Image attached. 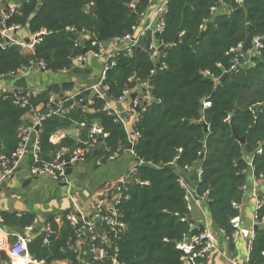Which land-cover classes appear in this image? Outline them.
Listing matches in <instances>:
<instances>
[{
    "label": "trees",
    "instance_id": "16d2710c",
    "mask_svg": "<svg viewBox=\"0 0 264 264\" xmlns=\"http://www.w3.org/2000/svg\"><path fill=\"white\" fill-rule=\"evenodd\" d=\"M91 1L90 13L84 12L83 0H41L39 9L36 0L23 3L7 25H20L31 35L45 30L47 35L32 52L17 46L0 50V74L16 72L31 61L44 62L51 73L77 70L73 59L84 55L93 40L105 43L130 34L150 2ZM212 7L216 13L211 12ZM223 8L229 12L218 13ZM163 18L164 30L158 40L164 51L157 62L148 55L152 38L147 33L131 56L118 54L115 67L104 80L108 86L106 99L119 98L126 90L137 92L142 84H148L152 101L134 125L139 136L132 151L142 164L135 166L127 198L118 206L125 229L117 239L111 237L110 246H105L107 258L92 264H112L113 257L118 264H182L185 254L179 244L188 233L196 231L190 230L189 220L181 221L189 217L190 211L178 178L186 176L198 196L205 197L210 222L227 237L233 232L232 220L239 216L233 204L242 202L248 161L254 177L264 178V0H167ZM247 24L252 25L253 38H262L260 56L253 58L254 66L234 70L222 78V71L231 67L232 56L226 52L244 43ZM81 31L90 33L89 41L76 47L74 42ZM218 63L222 69L216 67ZM206 71L212 78L204 75ZM65 90H70L66 84L49 85L31 103H47L50 93L60 95ZM81 97L84 103L69 114L72 121L53 117L43 123L42 160L49 162L57 151L78 146L94 123L107 137L86 160L107 163L109 155L129 148L123 124L103 111L106 100L92 98L91 105L89 93ZM202 100L208 106H203ZM23 116L24 111L11 100L0 98V153L10 155L15 150ZM75 122L85 123L78 139L66 135L58 143L50 141L58 130L75 128ZM233 129L244 139L243 144L234 137ZM192 169L201 170L200 177L189 174ZM260 194L264 199V190ZM64 215L57 237L48 247L42 245L41 235L28 244L36 260L79 264L77 254L68 247L75 238ZM257 217L263 223L256 225L248 264H264V204L257 210ZM35 218L32 212H0V225L10 231L8 244L16 242L11 235L15 228L23 231ZM45 222L57 229L53 216ZM98 228L108 231L103 224ZM0 264H10L4 251H0Z\"/></svg>",
    "mask_w": 264,
    "mask_h": 264
},
{
    "label": "built area",
    "instance_id": "2783aa9c",
    "mask_svg": "<svg viewBox=\"0 0 264 264\" xmlns=\"http://www.w3.org/2000/svg\"><path fill=\"white\" fill-rule=\"evenodd\" d=\"M85 7L84 12L90 13L93 6L91 0H83ZM4 2V0H0ZM133 8V4L130 5ZM18 11V7L7 8L4 13H0V50L6 49L8 46H17L21 50H33L34 46L39 44L43 37L47 35L45 30H41L38 33L32 35L28 42L24 40L17 39L13 34L22 30L20 25L8 26L7 22L10 20L14 14ZM217 9L215 7L211 8L212 13H216ZM167 12V0H164L161 6L153 15L151 21L142 27L138 24L132 27V32L122 38H115L112 41L120 44L118 50L110 52L105 50L103 43L93 40L91 42V48L84 54L76 56L73 59V64L79 67L82 63H85L87 57L91 58H103V65L98 76V79L91 85L82 88L81 90L75 92L72 90H65L62 94L57 95L55 93L49 94V99L47 103L32 104L31 100L34 99L39 92L32 89L29 84L26 89L15 87L14 85L8 87H0V98L11 100L12 104L22 111H24L23 125L19 129L18 133V144L15 150L10 155H5L0 153V190L1 184L12 178L16 170L26 161L28 163L29 173L32 176L37 177H47L53 182H62L66 178L67 164L70 167H74L77 164L86 160V158L95 150H97L103 143L107 134L104 132L102 127L97 123H94L86 138L79 141V145L74 148H63L57 151L53 158L46 162L41 158V146H40V135L42 132L43 123L50 118L59 117L60 119H66L72 121L69 117L70 112L79 105L84 103V98L81 97L83 93H89L88 104H93L94 100L92 98L104 99L106 104L103 106V111H105L109 116L114 117V121L123 124L124 128L128 133V140L130 146L127 151L129 155L136 161L137 164H142L141 161H137L135 154L132 151V147L135 139L139 136L137 132L134 131V125L137 122L140 113L144 110L145 105L137 98V94L134 91L126 90L123 95L119 98H107L106 91L108 86L104 84L107 73L116 65V59L119 53H124L127 56H131L133 50L139 46V43L143 37L149 33L151 35V43L148 47V55L152 61L158 60L161 52L159 48L163 46L158 38H155V34L159 35L164 30V15ZM143 13L140 15V17ZM139 17V18H140ZM69 32L75 33L76 31L72 28H67ZM89 32L81 31L79 37L75 40L74 45L76 47H83L84 42L89 41ZM253 46L248 51V57L245 58V54L242 51L243 43H238L235 47L230 48L226 55L232 56L231 67L229 70H223L224 73H231L237 69H245L250 66H254L253 58L260 56V51L263 48L262 38H253ZM164 47V46H163ZM163 52V51H162ZM217 68L222 69L220 63L216 65ZM73 70V68L71 69ZM34 71H40L43 73H51L45 69V64L42 61H31L28 66H23L16 72H11L7 74H0V81H12L25 77L28 82L29 75ZM68 70H62L59 73H65ZM204 75L211 77L212 75L206 71ZM151 87L148 84H142L137 91L143 90L145 92H150ZM135 93L136 97L131 99L130 110L132 114L135 115L133 121V127L128 128V122L125 120L124 115L117 112L112 104L122 101L126 97H131ZM150 94V93H149ZM207 106L208 104L205 103ZM75 128L67 129L68 131L79 132L85 128L84 122H75ZM59 131V130H58ZM57 131V132H58ZM56 134V133H55ZM54 134V135H55ZM52 135L50 141L56 143ZM77 137V135H76ZM78 139V137H77ZM122 150H117L107 158V162L116 161ZM99 164L100 161H99ZM247 176H251L252 186L249 187V195L254 201V215L253 222L254 225H261L262 222L258 221L257 210L264 204V199L261 198V194L255 185V181L258 180L253 175V166L251 161L247 163ZM135 166L122 175L112 188L109 196H104L96 200L93 211L95 217H89L86 215L78 214L76 210H69L65 213L64 217L66 221L72 226L74 230V242L69 244L70 250L77 254V259L79 264H92L94 261L102 260L107 258V251L105 246L111 245V237L117 239L118 236L125 229L124 224L120 221L118 206L122 199L127 198L126 193L128 192V186L132 182V175L135 173ZM189 174L196 173L198 177L201 175V170L197 171L190 170ZM263 177H260L262 179ZM178 184L184 192V200L189 205V211L197 209L201 214L205 215L207 213L205 204V197H199L194 189V186L190 181L187 180L186 176H180L178 178ZM246 186L243 187L246 190ZM233 206L238 209V213L241 212V204ZM189 220L190 230H195L196 233L186 235L183 241L179 244V249L182 250L185 256L182 257V264H204L210 262L212 259V254L219 255L224 258L228 264H248L250 249L252 240L254 238V229H251L247 233V254L243 263L235 257H228L226 253L220 250L216 245V239L212 234L211 223L208 220L204 221L201 226H195L190 218H182L181 221L185 222ZM54 222L57 225L55 229L51 223L44 221L40 225L39 219L35 218L32 225L26 227L22 233L16 234L14 231L11 235L16 238V242L9 245L6 242L0 241V248L6 253L10 264H45L44 261L36 260L28 250V244L34 240L38 235L42 236V245L48 247L51 240L57 237L58 229L62 224V216L57 215L54 217ZM103 224L108 228V231L100 230L98 225ZM232 229L234 233L242 232L241 223L239 216L234 218L231 222ZM40 226V227H39ZM254 228V227H251ZM36 231V233H34ZM1 235H6L9 238V233L5 234L0 225ZM217 234L224 239H228L225 232L222 230L217 231ZM85 250V251H84ZM116 250V249H115ZM87 253L89 258L84 260V255ZM200 260L201 262H198ZM112 264H118L115 257L112 258Z\"/></svg>",
    "mask_w": 264,
    "mask_h": 264
},
{
    "label": "crops",
    "instance_id": "0c3cea01",
    "mask_svg": "<svg viewBox=\"0 0 264 264\" xmlns=\"http://www.w3.org/2000/svg\"><path fill=\"white\" fill-rule=\"evenodd\" d=\"M27 1L4 0V2H0V13H4L10 7L19 8ZM36 1L41 2V0ZM163 1L150 0L145 12L139 18V27L151 21ZM228 12V9L223 8L218 13ZM13 35L17 39L24 41L32 37L26 29H22ZM103 45L105 50L110 52L118 50L121 46L112 40L103 43ZM102 65V57H87L85 63H82L77 70H68L65 73L34 71L30 78H28V84L39 93L45 91L49 85L62 86L63 84L68 85L70 90L77 92L93 84L98 79ZM13 84L12 81H0V87H8ZM136 94L143 105L149 104L152 101L148 92L140 90ZM130 104L131 97H126L122 101L111 105L113 109L124 115L129 129L130 126L133 127L135 118V115L130 110ZM69 132L67 129L56 132L54 135L55 142L58 143ZM78 134L79 132H76L77 137ZM134 166H136V161L127 151L122 150L120 157L114 162L99 164L97 159L89 158L72 167V173L67 175L64 181L55 183L47 177L32 176L29 173L28 163L25 161L16 170L11 179L3 182L6 186L1 187L0 190V212H14L18 214L32 212L39 219L40 225L44 223L48 216H62L69 210H76L79 212L78 214L95 217L93 206L96 200L109 196L118 179ZM247 178V188L244 190L241 212L239 214L242 232L234 233L233 231L231 236L226 240L217 234L218 229L213 227L210 219L206 218V214H201L196 208L190 212V218L195 226H201L205 220L211 223L212 234L216 239L217 247L224 251L228 257H235L239 263H243L247 254V233L253 229L251 227H255L253 226L255 204L249 195V187L252 186V180L249 175ZM26 180H30V182L22 184ZM255 185L261 193L264 190V178L256 180ZM0 241L9 243L8 236H3L0 233ZM2 249L0 248V251H3ZM61 263L66 264L67 262ZM204 264H228V262L219 255L212 254L211 261Z\"/></svg>",
    "mask_w": 264,
    "mask_h": 264
},
{
    "label": "water",
    "instance_id": "95a60500",
    "mask_svg": "<svg viewBox=\"0 0 264 264\" xmlns=\"http://www.w3.org/2000/svg\"><path fill=\"white\" fill-rule=\"evenodd\" d=\"M40 7H41V4L39 3V4L37 5V9H39ZM155 38H158V34H155ZM177 39H178V36L176 37L175 41H177ZM26 42H28V40H26ZM252 46H253V42H252V25L247 24V25H246L245 39H244L243 48H242V51H243V53L245 54V58H246V59H247V57H248V51L252 48ZM159 51H160V52L164 51V47L161 46V47L159 48ZM230 75H231V73H224V74L222 75V78H224V77H228V76H230ZM13 85H14L15 87H18V88L26 89V88L28 87V82H27V79H26L25 77H21V78L15 80ZM135 97H136V94L133 93V94L131 95V99H134ZM201 102H202V104L204 105L205 102H204L203 100H202ZM230 122H231V120H230ZM204 131H207V126H206L205 124H204ZM232 132H233L234 137L237 139V141H238L240 144H243V143H244V139L238 137V136L236 135L234 129L232 130ZM68 136L71 137V138H76V134H75V132L72 131V130L68 133ZM200 159H201V158H200ZM66 164H67L66 174L69 175V174L72 173V168L70 167L69 163H66ZM194 169H195V167H194ZM29 182H30V180H26V181H24L22 184H26V183H29ZM5 186H6L5 183H2V184H1V187H5ZM253 229H254V231H256L257 226H255ZM2 230H3V232H4L5 234H8V229H7L6 226H2ZM13 231H14L16 234H20V235L24 236L20 228H15ZM34 233H36V231H34Z\"/></svg>",
    "mask_w": 264,
    "mask_h": 264
},
{
    "label": "rangeland",
    "instance_id": "374dc122",
    "mask_svg": "<svg viewBox=\"0 0 264 264\" xmlns=\"http://www.w3.org/2000/svg\"><path fill=\"white\" fill-rule=\"evenodd\" d=\"M30 76H31V74L29 75V78H30ZM203 106H207L205 103H204V105ZM77 173V172H76ZM86 176V175H85ZM56 183V182H55ZM206 218H209V214L208 213H206ZM84 260H87L88 258H89V255L87 254V253H85V255H84ZM52 264H62L61 262H54V263H52ZM67 264V263H66Z\"/></svg>",
    "mask_w": 264,
    "mask_h": 264
}]
</instances>
